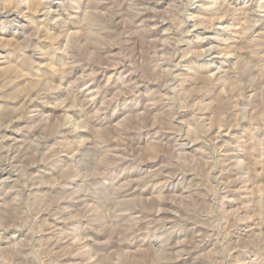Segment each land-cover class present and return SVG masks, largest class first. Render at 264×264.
<instances>
[{"label": "rangeland", "instance_id": "rangeland-1", "mask_svg": "<svg viewBox=\"0 0 264 264\" xmlns=\"http://www.w3.org/2000/svg\"><path fill=\"white\" fill-rule=\"evenodd\" d=\"M0 264H264V0H0Z\"/></svg>", "mask_w": 264, "mask_h": 264}, {"label": "bare ground", "instance_id": "bare-ground-1", "mask_svg": "<svg viewBox=\"0 0 264 264\" xmlns=\"http://www.w3.org/2000/svg\"><path fill=\"white\" fill-rule=\"evenodd\" d=\"M21 6V5H20ZM23 6V5H22ZM25 6V5H24ZM24 8V7H23Z\"/></svg>", "mask_w": 264, "mask_h": 264}]
</instances>
